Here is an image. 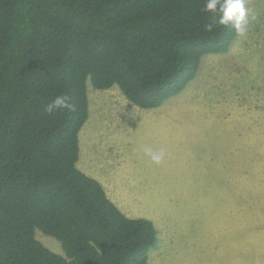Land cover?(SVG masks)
I'll use <instances>...</instances> for the list:
<instances>
[{"label":"trees","instance_id":"obj_1","mask_svg":"<svg viewBox=\"0 0 264 264\" xmlns=\"http://www.w3.org/2000/svg\"><path fill=\"white\" fill-rule=\"evenodd\" d=\"M203 3L0 0V264H147L155 223L126 215L77 164L88 84L149 109L180 94L238 36L207 31ZM62 94L72 109L46 113Z\"/></svg>","mask_w":264,"mask_h":264},{"label":"rangeland","instance_id":"obj_2","mask_svg":"<svg viewBox=\"0 0 264 264\" xmlns=\"http://www.w3.org/2000/svg\"><path fill=\"white\" fill-rule=\"evenodd\" d=\"M245 6L229 51L204 55L194 80L158 108L88 84L77 164L105 177L126 214L155 223L147 264H264V0ZM145 146L163 148V161ZM36 234L62 253L58 239Z\"/></svg>","mask_w":264,"mask_h":264},{"label":"clouds","instance_id":"obj_3","mask_svg":"<svg viewBox=\"0 0 264 264\" xmlns=\"http://www.w3.org/2000/svg\"><path fill=\"white\" fill-rule=\"evenodd\" d=\"M202 12L210 14L211 22L205 25L207 31H212L213 27L217 25H231L238 34H242L245 30L248 18L245 0H204ZM68 101L67 95H58L45 105L44 111L52 114L64 109L71 110L72 105ZM143 152L155 164H160L165 156L163 148L154 150L145 146Z\"/></svg>","mask_w":264,"mask_h":264},{"label":"crops","instance_id":"obj_4","mask_svg":"<svg viewBox=\"0 0 264 264\" xmlns=\"http://www.w3.org/2000/svg\"><path fill=\"white\" fill-rule=\"evenodd\" d=\"M88 173H89V172H88ZM99 178H100V177H99ZM99 178H98V180L102 179V178H100V179H99ZM102 180H106L105 177H103ZM100 182L105 186L104 181L102 182V181L100 180ZM113 201H114V200H113ZM114 202H115V201H114ZM115 203H116V202H115ZM120 209H121V208H120ZM121 210H122V209H121ZM122 211H123V210H122ZM123 212H124V211H123ZM124 213H125V212H124ZM126 215H128V214H126ZM128 216H129V215H128ZM131 217H135V216H131ZM255 252H257L258 255H259V252H258V251L255 250ZM262 252H264V246H263V248H262Z\"/></svg>","mask_w":264,"mask_h":264}]
</instances>
